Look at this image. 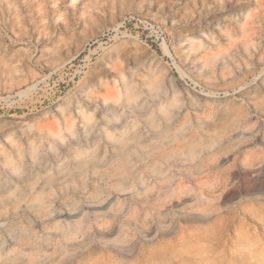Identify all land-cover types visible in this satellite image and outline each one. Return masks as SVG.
I'll return each instance as SVG.
<instances>
[{"label": "rangeland", "instance_id": "rangeland-1", "mask_svg": "<svg viewBox=\"0 0 264 264\" xmlns=\"http://www.w3.org/2000/svg\"><path fill=\"white\" fill-rule=\"evenodd\" d=\"M0 264H264V0H0Z\"/></svg>", "mask_w": 264, "mask_h": 264}, {"label": "bare ground", "instance_id": "bare-ground-1", "mask_svg": "<svg viewBox=\"0 0 264 264\" xmlns=\"http://www.w3.org/2000/svg\"><path fill=\"white\" fill-rule=\"evenodd\" d=\"M233 217H235V215L234 216H222L221 215L209 225L199 228V232L197 233L198 235L196 234V232H193L192 236L197 239L199 235L205 234L206 236H204L203 240L205 242L208 241L209 243L213 244L214 242L219 241L222 234L227 229L228 221ZM204 221L208 222L209 218H205ZM243 223H244L243 221H240L239 227L241 229L244 228ZM73 259H74L73 255H66L64 258V261H69Z\"/></svg>", "mask_w": 264, "mask_h": 264}]
</instances>
